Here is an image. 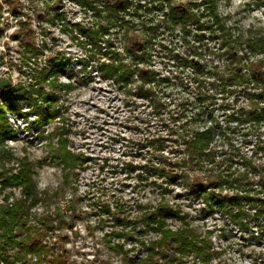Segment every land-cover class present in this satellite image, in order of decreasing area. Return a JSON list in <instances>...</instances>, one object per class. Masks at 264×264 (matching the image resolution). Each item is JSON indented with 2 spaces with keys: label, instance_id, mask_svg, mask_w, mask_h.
Listing matches in <instances>:
<instances>
[{
  "label": "rangeland",
  "instance_id": "rangeland-1",
  "mask_svg": "<svg viewBox=\"0 0 264 264\" xmlns=\"http://www.w3.org/2000/svg\"><path fill=\"white\" fill-rule=\"evenodd\" d=\"M133 1L134 14L130 13L126 19L137 25L134 32L137 36L143 35L142 23H157L168 11L166 4L164 9H160L158 2L153 0ZM187 1L173 0V3ZM54 2L0 0V88L5 85H10L12 89L29 87L34 82V69L45 67L48 57L55 52L63 53L68 59V68L73 70L72 75L68 73L67 76L57 77V80L49 78L44 84L47 92H54L59 97L54 106L61 108L64 121L55 118L40 129L33 130L30 123L36 117L34 113H28L32 107L13 99V103L23 114L28 113V119L24 120V116L17 115L14 111L8 112L7 120L15 133L0 146V171L6 169L16 174L21 160L27 158L34 170L33 180L39 196V202L30 209L31 220H50L52 231L47 240L55 243L56 247L64 248L67 264H134V261L146 258L148 254L139 242L119 240L113 235L112 231L118 228L104 214V209L106 206H123L125 215L134 220L140 218L147 207L159 203L161 195L153 182H161L162 178L144 170V165L149 163L148 153L152 149L139 144L146 143L153 135L166 136L167 127L160 118L153 115L146 100L138 95H129L101 76L98 58L107 61L105 42H102L103 48L99 51L92 46L89 37L75 28L77 24L95 26L94 21L98 17L92 10H86L78 2L65 1L61 7L64 15L62 20L39 21L34 17V10L48 11ZM193 2L201 3L200 0ZM248 3L252 4V1L215 0L214 3L226 27L231 28L233 35L240 39L259 34L264 36V7L253 6L251 10L247 7ZM136 5L140 6L137 12ZM12 8L22 9L24 13L33 16L30 24L34 31V43L42 51L36 62L33 59L26 61L22 57L23 48L14 35L19 30L18 20L25 21L26 17L15 16ZM194 9L204 13L203 22L209 19L211 21L206 4ZM190 28L188 43L182 39L181 26L177 25L173 34L165 31L163 37L157 38L167 48L157 45L152 51L153 62L150 68L164 77L160 88L165 101L169 102L168 109L182 117H196L193 125L195 129L205 130L210 125L218 126L216 139L211 146L228 149L225 136L230 135L234 145L250 156L258 141L264 145V123L258 128L248 122L227 121L226 115L237 110L240 106L238 104L243 105L246 101L242 98L235 101V95L221 92L218 87L213 86H209L214 95L210 104L212 114H201L202 104L195 99L193 71L179 65L175 54H188L190 58L203 60L207 64L222 61L207 51L206 46L214 50L218 47L210 38V32L197 31L195 26ZM112 31L121 34L118 37L112 36V40L115 49L123 53L122 31L118 27H113ZM196 33H204L205 39L199 41ZM190 46H195L196 50L201 47L202 57L193 55V47ZM252 57L253 60L264 59L262 54ZM83 59L88 61L86 67L80 62ZM69 83L72 85L69 89L60 87V84ZM168 114L166 112L164 117ZM58 127L69 140L70 149L84 155L86 159L81 167L74 168L78 172L77 180L73 179L72 171L52 160L47 148L49 138L43 140L37 136L42 130L44 139L51 136L52 144L56 146L58 137L53 136V133ZM259 158L257 161L264 164V152L259 153ZM126 163H133L134 171H127ZM169 187L173 192L167 198L170 205L177 209L179 218L170 216L166 220L168 229L176 231L185 222H190L202 237L209 236L214 255H217L212 257V264L220 261L227 264H264V235L258 237L256 231L254 235L242 232L219 211L201 216V201L184 195L178 196L177 194L183 193L179 184ZM20 199H25L21 187L2 188L0 184V205ZM182 217L186 218L181 219ZM252 226L257 230L254 224ZM159 236L160 234L151 231L138 236V239L148 245ZM119 241L124 244L127 255L115 248L114 245ZM191 260L189 257L184 258L186 264ZM156 261L158 264H168L162 258L157 257Z\"/></svg>",
  "mask_w": 264,
  "mask_h": 264
},
{
  "label": "trees",
  "instance_id": "trees-1",
  "mask_svg": "<svg viewBox=\"0 0 264 264\" xmlns=\"http://www.w3.org/2000/svg\"><path fill=\"white\" fill-rule=\"evenodd\" d=\"M54 1L48 11L34 10V17L39 21L62 20L64 15L61 7L65 1L78 2L86 10H92L98 17L94 21L95 26L86 27L77 24L75 28L89 37L92 46L99 51L103 48L102 42H105L107 61L98 58L101 76L129 95H138L146 100L153 115L160 118L167 127L166 136L153 135L146 140V143L139 144L152 149L148 153L149 163L144 165V170L148 174L162 178L161 182L156 180L153 182L161 195L159 203L153 207L148 205L141 217L134 220H130L125 215L123 206L116 208L106 206L104 209V214H107L113 226L118 228L112 231L113 235L119 240L139 242L148 254L146 258L134 261V264H158L157 257L167 261L168 264L171 262L186 264L185 257L192 259L188 264H212V257H217L214 255L210 237H202L190 222H185L184 226L176 231L167 228L166 220L170 216L179 218L177 209L170 205L167 198V195L173 192L169 187L172 184L182 186L183 193L177 194L178 196L184 195L201 201V216L219 211L242 232H251L254 235L256 231L258 237H262L264 235V164L257 159H260L259 153L264 152V145L258 141L250 156L234 145L230 135L225 136L229 144L228 149L211 146L216 139L218 126L210 125L205 130H198L193 127L196 117L191 115L182 117L171 112L168 109L169 102L165 101V95L160 88L164 77L150 67L154 48L157 45L167 48L162 40H157L164 36L165 31L173 34L176 26H181V37L188 43L190 27L195 26L197 31L208 30L210 38L218 44V47L214 50L206 46L207 51L222 63L212 61L207 64L203 60L190 58L188 54L184 56L180 53L175 54L179 65L193 71L195 99L202 104L201 114L205 112L212 114L210 104L214 95L209 86L218 87L221 92L235 95V101L240 98L246 101L243 105L238 104L240 106L237 110L226 115V120L248 122L251 126L259 128L264 123V59L253 60L252 56L259 54L264 56V36L259 34L246 39L235 37L232 29L226 27L222 17L218 15L215 0H200L201 3L188 0L178 4L173 3V0H153L158 2L157 6L160 9H164L166 4L168 11L157 23L153 21L142 23V36L134 35L137 25L126 19L130 13L134 14L133 0ZM251 1L252 4H247L248 9L252 10L253 6L264 7V0ZM200 4H206L211 21L209 19L203 22L204 13L194 9V7L199 8ZM139 8L140 6L136 5V12ZM12 12L15 16L17 14L26 17L25 21L18 20L19 30L14 37L23 48L22 57L27 59L26 61L33 59L36 62L42 51L34 43V31L30 24L33 16L19 8H12ZM151 23L153 24L150 25ZM113 27H118L122 31L123 53L115 49L112 36L118 37L121 34L113 32ZM195 36L199 41L206 37L204 33H196ZM190 47H193L191 49L193 55L202 57L201 47L197 50L195 46ZM80 62L83 67L88 64L84 59ZM68 63L63 53L55 52L48 57L45 67L34 69V82L29 87L20 86L12 89L10 85H5L0 88V146L15 133L7 120L9 111L24 116V120L28 119V113H34L36 118L30 123L33 130L40 129L55 118L64 121L61 108L54 106V102L59 100V97L54 92H47L44 84L49 78L57 80L59 76L68 73L72 75L73 70L68 68ZM70 84H60V87L69 89L72 87ZM13 99L23 101L32 109L23 114L13 103ZM166 112L169 114L164 117ZM37 136L43 140L49 138L47 148L52 160L72 171L73 179L77 180L78 172L74 168L81 167L86 159L84 155L70 149V142L61 133V128L58 127L53 133V136L58 137L56 146L52 144L51 136L44 139L42 130ZM3 153L5 154V151ZM21 161L16 174L6 169L0 171L1 187H21L25 196V199L15 200L12 203L6 201L0 205V263L67 264L64 248L56 247L55 243L47 240L52 231L50 220L48 218L31 220L30 209L39 202V196L33 180L32 165L26 157ZM126 168L127 171L132 172L135 166L133 163H126ZM183 218L186 217L181 219ZM252 224L257 230L253 229ZM151 231L160 234L159 238L148 245L138 239V236ZM114 246L127 255L123 243L119 241ZM217 264L227 263L220 261Z\"/></svg>",
  "mask_w": 264,
  "mask_h": 264
}]
</instances>
